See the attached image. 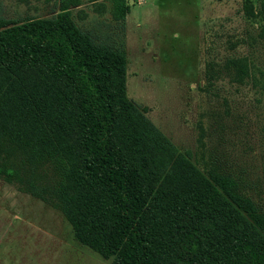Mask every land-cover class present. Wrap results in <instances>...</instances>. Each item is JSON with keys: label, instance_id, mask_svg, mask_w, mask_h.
Wrapping results in <instances>:
<instances>
[{"label": "trees", "instance_id": "obj_1", "mask_svg": "<svg viewBox=\"0 0 264 264\" xmlns=\"http://www.w3.org/2000/svg\"><path fill=\"white\" fill-rule=\"evenodd\" d=\"M80 1L60 0L53 17L0 19V178L58 208L74 238L111 264H170L149 211L177 148L127 97L124 44L74 22ZM129 10L112 0L115 21ZM229 64L235 78L247 73L245 59ZM49 163L55 183L40 170ZM206 171L207 190L168 200L179 264H264V213L234 175Z\"/></svg>", "mask_w": 264, "mask_h": 264}, {"label": "rangeland", "instance_id": "obj_2", "mask_svg": "<svg viewBox=\"0 0 264 264\" xmlns=\"http://www.w3.org/2000/svg\"><path fill=\"white\" fill-rule=\"evenodd\" d=\"M59 2L0 0V19L53 17ZM126 3L123 23L112 17V0H81L70 11L97 40L124 44L127 97L177 148L174 168L156 183L163 196L149 218L164 259L179 264L168 200L207 190L206 170L234 175L264 213V0ZM231 59H245L243 78H235ZM50 164L40 170L55 183ZM217 208L223 209L220 199ZM111 262L74 238L58 208L0 178V264Z\"/></svg>", "mask_w": 264, "mask_h": 264}]
</instances>
